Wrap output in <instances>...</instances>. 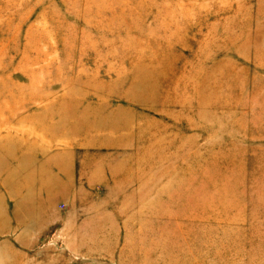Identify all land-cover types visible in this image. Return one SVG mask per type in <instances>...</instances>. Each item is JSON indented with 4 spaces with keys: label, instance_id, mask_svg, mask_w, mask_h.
Listing matches in <instances>:
<instances>
[{
    "label": "rangeland",
    "instance_id": "374dc122",
    "mask_svg": "<svg viewBox=\"0 0 264 264\" xmlns=\"http://www.w3.org/2000/svg\"><path fill=\"white\" fill-rule=\"evenodd\" d=\"M0 143V264H264V0H0Z\"/></svg>",
    "mask_w": 264,
    "mask_h": 264
},
{
    "label": "bare ground",
    "instance_id": "6f19581e",
    "mask_svg": "<svg viewBox=\"0 0 264 264\" xmlns=\"http://www.w3.org/2000/svg\"><path fill=\"white\" fill-rule=\"evenodd\" d=\"M111 121H112V120H111ZM114 123H116V122H114ZM117 123H118V122H117ZM124 123H125V122H124ZM105 125H106V124H105ZM126 126H127V125H126ZM93 127H94V126H93ZM101 127H102V126H101ZM124 127H125V126H124ZM118 128H120L119 125H118ZM121 128H122V127H121ZM61 134H62V133H61ZM2 145H3V144H2ZM0 146H1V143H0ZM3 146H4V145H3ZM22 159H23V158H22ZM14 161H15V160H14ZM21 161H22V160H21ZM21 161H20V162H21ZM20 162H19V163H20ZM0 163H1V162H0ZM13 163H14V162H13ZM19 163H17V160H16V165L19 164ZM1 164H2V163H1ZM14 166H15V165H14ZM1 168H2V166H1ZM1 170H2V169H1ZM2 171H7V170H2ZM13 172H14V171H13ZM2 173H3V172H2ZM14 173H15V172H14ZM11 174H13V173H11ZM11 174H10V175H11ZM3 175H4V174H3ZM7 176H8V174H7ZM7 176H6V177H7ZM11 176H12V175H11ZM6 177H5V178H6ZM12 177H14V176H12ZM15 177H16V176H15ZM6 180H8V179H6ZM6 180H4V181H6ZM172 191H173V190H172ZM202 191H203V190H202ZM202 191H201V192H202ZM170 195H171V194H170ZM173 195H174V194H173ZM194 197H195V196H194ZM196 198H198V202H199V203L205 201V200H204V199H205L204 197H201V198H200V197L198 196V197H196ZM202 198H204V199H202ZM209 201H210V200H209ZM211 201H212V199H211ZM215 201H216V200H215ZM188 210H189V209H188ZM200 211H201V210H200ZM199 214H200V213H199ZM198 218H199V217H198ZM167 224H168V223H167ZM162 225H163V224H162ZM169 225H170V224H169ZM164 227H165V226H164ZM169 227H170V226H169ZM202 227H203V226H202ZM204 227H206V226H204ZM199 228H200V227H199ZM211 228H212V227H211ZM161 229H162V228H161ZM171 229H172V228H171ZM165 230H166V229H165ZM172 231H173V230H172ZM172 231H171V232H172ZM192 231H193V230H192ZM210 231H211V230H210ZM173 232H174V231H173ZM173 232H172V234H173ZM163 234H165V232H163ZM170 235H171V234H170ZM163 236H164V235H163ZM180 242H181V241H180ZM156 243H157V241H156ZM167 252H168V251H167ZM176 253H177V251H176Z\"/></svg>",
    "mask_w": 264,
    "mask_h": 264
}]
</instances>
